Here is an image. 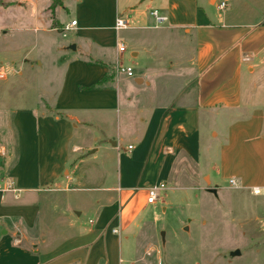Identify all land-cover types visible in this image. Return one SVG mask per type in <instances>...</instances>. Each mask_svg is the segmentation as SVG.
<instances>
[{"label":"crops","instance_id":"obj_1","mask_svg":"<svg viewBox=\"0 0 264 264\" xmlns=\"http://www.w3.org/2000/svg\"><path fill=\"white\" fill-rule=\"evenodd\" d=\"M144 1L148 13L139 7ZM34 2L33 20L52 31L51 19ZM70 6L76 25L68 43L74 48H58L65 58L56 64V83L39 90L41 108L12 110L15 135L8 144L0 140V264L123 262L122 241L113 234L120 229L125 239L136 236L126 230L139 225L138 201L154 204L147 202V190L159 182L175 189L184 178L209 179L205 174L213 172L236 179L234 187L243 193L260 195V204L248 206L254 212L264 207V0H63L56 9L60 27L59 14ZM153 10L162 17L159 24H151ZM116 17L126 20L125 28L114 27ZM127 28L158 32L129 41L131 55L141 50L152 57L156 72L153 79L144 78L147 71L135 75L120 94L117 67L127 44L118 32ZM172 40H179L178 50L167 56ZM105 75L111 77L103 85L89 88ZM121 98L116 133L88 147L91 153L103 148L115 163L113 183L105 184L101 170V186L84 188L103 192L88 200L95 220L84 225L81 210L60 218L56 192L71 182L88 184L84 159L67 167L69 150L82 149L80 127L94 121L92 112L118 109ZM253 186L260 187L258 194Z\"/></svg>","mask_w":264,"mask_h":264},{"label":"rangeland","instance_id":"obj_2","mask_svg":"<svg viewBox=\"0 0 264 264\" xmlns=\"http://www.w3.org/2000/svg\"><path fill=\"white\" fill-rule=\"evenodd\" d=\"M34 1L41 5L39 8L46 18L51 19L49 22L57 19L56 9L63 4V0L53 9L50 6L52 0H0V140L4 144H8L10 137L15 135L12 110L27 105L34 108L43 106V101L39 103V94L42 93L39 90L47 84L56 83L55 78L61 68L56 64L65 58V53L58 48L73 44L68 43L75 34L71 29L65 30L64 34L60 30L62 27L43 31L42 27L45 26L33 20L31 12L36 4ZM146 5L150 6L149 1H144L139 7L146 8L148 13L151 8ZM73 15L74 10L70 6L69 11L59 14V19L65 25ZM150 15L151 24H159ZM34 27L37 31L33 30ZM118 34L127 44L119 57V64L130 66L133 72L131 76L119 72V91L123 94V87L133 85L135 75L143 76V72L147 71L149 74L145 72L147 75L144 78L153 79L156 72L152 57L141 50L136 56L131 55L132 45L129 41L139 35L147 38L158 32L127 28L120 29ZM178 42L172 40L166 51L167 56L175 54ZM122 101L123 98L118 109L90 113L94 121L80 127L82 149L76 152L69 150L70 163L67 167L72 168L75 160L84 159L86 166H83L82 179L89 185L71 182L56 192L60 198L56 211L61 216L55 213L60 218L65 213L73 218L74 212L81 210L80 219L84 225H89V218L95 220L93 205L88 200L99 197L103 192L84 188L101 186L96 181L101 170L107 173L105 184L113 183L115 163L114 156L107 154L103 148L91 153L93 147H88L94 143L103 144L111 134L116 133L117 115L120 114V118L123 115ZM119 127L122 128L121 121ZM94 138H97L96 141ZM203 140L204 143L205 136ZM3 165H0V176H4ZM205 175L209 179L200 176L196 180L184 178L183 187L175 189L168 183L158 191L159 196L154 204L138 201L139 225L136 228L131 225L126 230L134 231L136 236L125 239V233L120 229L113 234L122 241L119 256L124 261L118 264H264V207L257 205L256 213L252 207H248L255 201L260 204V195L243 193L232 186L228 179L215 177L213 172ZM207 182L210 186H218L216 194L206 190L209 186ZM136 197H145V192ZM159 197L166 199L162 202ZM65 222L68 223L67 220ZM50 227L54 231L53 221H50ZM108 228H111L110 225L104 231Z\"/></svg>","mask_w":264,"mask_h":264},{"label":"built area","instance_id":"obj_3","mask_svg":"<svg viewBox=\"0 0 264 264\" xmlns=\"http://www.w3.org/2000/svg\"><path fill=\"white\" fill-rule=\"evenodd\" d=\"M225 6V1H220L218 4L219 8H223ZM151 14L156 18V21L159 23L162 21V17L157 15V12L155 10H153L151 12ZM74 25H76V19H71L66 25H64L60 30L63 31V34L65 33L64 31L69 29L70 27H73ZM126 20L122 17H116L115 19V23H114V27L116 29L119 28H125L126 27ZM117 49L118 51L122 52L125 50V45L122 42H118L117 43ZM118 71L124 72L126 75L131 76L133 74L132 72V68L130 66H121L119 65L117 67ZM128 148H131V145H128ZM228 182L232 185L235 186L237 185V181L234 178H229ZM165 186V184L163 182H159L151 187L148 188L147 190V202L152 203L154 202L157 197H158V191L160 189H162ZM11 185L8 183L6 185V189H10ZM251 192L253 194H258L260 192V187L258 186H253L251 187ZM113 231H115L113 229Z\"/></svg>","mask_w":264,"mask_h":264},{"label":"trees","instance_id":"obj_4","mask_svg":"<svg viewBox=\"0 0 264 264\" xmlns=\"http://www.w3.org/2000/svg\"><path fill=\"white\" fill-rule=\"evenodd\" d=\"M61 0H52L51 3V7L52 9L57 5L60 4ZM51 27H59L60 28V24L58 23V21H56L54 18L52 19V23H51ZM111 76L110 75H105L100 81H98L95 85H91L89 86V88L92 87H96V86H101L103 85Z\"/></svg>","mask_w":264,"mask_h":264},{"label":"water","instance_id":"obj_5","mask_svg":"<svg viewBox=\"0 0 264 264\" xmlns=\"http://www.w3.org/2000/svg\"><path fill=\"white\" fill-rule=\"evenodd\" d=\"M70 48H74V45L71 44L70 45ZM207 185H209V182H207ZM216 188H217L216 186H210L209 185L208 187H206V190L209 191V192H211V193H213V194H216V191H217ZM185 229H187V227H185ZM236 253H238V251H236ZM232 254H235V252H232Z\"/></svg>","mask_w":264,"mask_h":264}]
</instances>
